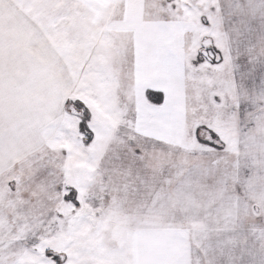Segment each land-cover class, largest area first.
Returning <instances> with one entry per match:
<instances>
[{
	"label": "snow or ice",
	"instance_id": "1",
	"mask_svg": "<svg viewBox=\"0 0 264 264\" xmlns=\"http://www.w3.org/2000/svg\"><path fill=\"white\" fill-rule=\"evenodd\" d=\"M0 264H264V0H0Z\"/></svg>",
	"mask_w": 264,
	"mask_h": 264
}]
</instances>
